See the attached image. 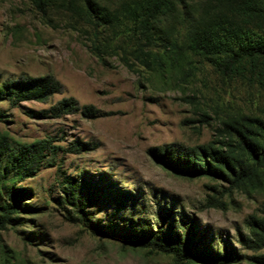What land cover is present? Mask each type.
Returning a JSON list of instances; mask_svg holds the SVG:
<instances>
[{
  "label": "rangeland",
  "instance_id": "obj_1",
  "mask_svg": "<svg viewBox=\"0 0 264 264\" xmlns=\"http://www.w3.org/2000/svg\"><path fill=\"white\" fill-rule=\"evenodd\" d=\"M91 1L111 15L110 23L87 21L83 0H45L43 10L32 0H0V84L47 74L62 84L47 101L0 98L4 154L51 141L39 169L14 184L26 189L28 209L0 228V264H177L170 253L96 233L90 221L117 232L157 230L156 224L167 230L172 222L179 231L181 221L190 224L194 251L222 258L207 264H260L264 244L251 229L264 218V176L235 185L214 175H183L153 149L221 146L228 114L264 119V55L226 73L213 64L222 55L190 51L161 72L144 69L134 60L137 42L122 9L129 0ZM240 2L171 0L153 31L181 41L218 22L257 44L264 18L246 15ZM93 43L103 49L105 64L91 51ZM68 97L93 106V115L80 109L36 114ZM67 177L81 185L86 220L65 202Z\"/></svg>",
  "mask_w": 264,
  "mask_h": 264
},
{
  "label": "trees",
  "instance_id": "obj_2",
  "mask_svg": "<svg viewBox=\"0 0 264 264\" xmlns=\"http://www.w3.org/2000/svg\"><path fill=\"white\" fill-rule=\"evenodd\" d=\"M34 6L43 10L45 0H32ZM171 0H129L122 6L128 16L132 28V35L137 45L133 50V57L137 65L144 69L162 71L172 64L185 61L188 53L199 55L223 56L214 59L213 64L222 72H229L238 67L244 59L256 55H264V37L259 43L245 42L247 34L243 31L224 27L218 22L205 24L194 28L184 40L166 38L155 34L153 20L168 8ZM84 15L87 21L97 26L112 21L111 15L97 8L91 0H83ZM240 8L246 15L264 18V0H241ZM249 41V40H248ZM157 45L161 49L153 50L148 46ZM91 51L105 64L103 49L98 44L91 45ZM122 61L127 67H132L125 55ZM62 90V84L53 75L28 79H10L0 84V98L11 103L20 100L47 101L51 95ZM80 109L86 116L93 115L91 105L80 106L73 97L62 98L51 105L48 110L36 114H52L59 116ZM223 126L219 135L223 138L221 146L212 144L200 145L196 148H185L175 144L153 149L154 155L161 162L183 175L201 176L214 175L240 185L248 182L260 181L264 176V119L245 114H228L222 121ZM5 145H0V228L10 224L15 216L28 209L23 202L26 189L16 187V181H22L32 176L42 165L45 152L51 148L50 139L34 140L21 144L8 154H4ZM55 147V146H54ZM53 147V148H54ZM55 149V148H54ZM74 150L81 149L74 145ZM88 149V148H84ZM63 188L65 202L71 204L80 215L79 219L86 220L82 207L84 198L78 180L67 177ZM258 228H252L255 242L264 244V218L257 221ZM94 232L104 233L118 239L129 241L136 246H151L159 251L170 253L177 264H207L220 263V256L200 253L193 250L192 231L190 224L180 221V232L176 231L174 222L167 230L163 226L157 230H143L136 232H117L101 229L94 222H89ZM253 241V240H252ZM254 242V241H253ZM254 242V243H255ZM259 245V244H257ZM260 264H264V255Z\"/></svg>",
  "mask_w": 264,
  "mask_h": 264
}]
</instances>
